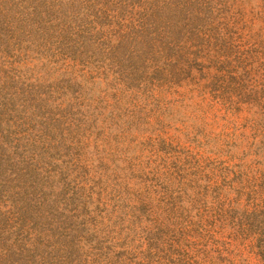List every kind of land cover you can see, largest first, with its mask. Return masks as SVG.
I'll use <instances>...</instances> for the list:
<instances>
[{"label": "rangeland", "instance_id": "obj_1", "mask_svg": "<svg viewBox=\"0 0 264 264\" xmlns=\"http://www.w3.org/2000/svg\"><path fill=\"white\" fill-rule=\"evenodd\" d=\"M0 264H264V0H0Z\"/></svg>", "mask_w": 264, "mask_h": 264}]
</instances>
